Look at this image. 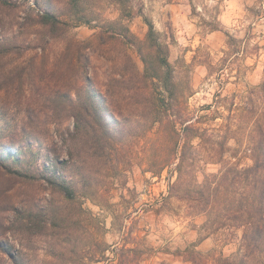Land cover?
<instances>
[{"label":"rangeland","instance_id":"374dc122","mask_svg":"<svg viewBox=\"0 0 264 264\" xmlns=\"http://www.w3.org/2000/svg\"><path fill=\"white\" fill-rule=\"evenodd\" d=\"M9 2L0 25L10 30L29 8L76 9L70 0ZM76 7L92 22L39 54L1 62L11 72L0 82L5 93L20 88L15 78L22 82L3 101L0 153H20L35 178L0 173V264H195L192 255L199 264H264V253L242 247L243 227L217 222L228 215L223 202L206 207L187 195L227 163L254 164L253 120L242 108L264 80V0H80ZM139 47L155 66L169 61L173 94L141 79ZM80 98L99 109L102 125L90 119L72 140L69 108ZM183 150L193 166L173 189L179 161L161 162ZM72 154L81 167L70 165ZM49 176L60 182L49 184ZM65 178L74 179L73 198L60 186Z\"/></svg>","mask_w":264,"mask_h":264},{"label":"trees","instance_id":"16d2710c","mask_svg":"<svg viewBox=\"0 0 264 264\" xmlns=\"http://www.w3.org/2000/svg\"><path fill=\"white\" fill-rule=\"evenodd\" d=\"M80 0H70V3L74 6L75 11L60 14L51 10L43 12H36L34 8L26 10V17L24 21H17L16 28L5 27L0 25V82L11 75V72L6 73V64H1L5 59L16 57L21 60L28 52L39 54V50L45 51L52 39L57 37H64L68 31L81 23L92 22L91 17L88 14L82 13L76 6ZM123 0H120V2ZM125 1V0H124ZM76 5V6H75ZM12 8V4L9 0H0V12L5 9ZM155 35V29L153 25H150L148 39L152 40ZM142 54V59L146 64L144 73L141 75L147 84H162V87L166 89L170 94H173L175 87L178 85L174 79L173 70L169 61L165 58L163 63L159 66L153 65L152 57L147 53L143 47H139ZM154 55V53H150ZM18 67L15 71H18L22 66V63H18ZM141 74V72L139 73ZM20 81L15 78L14 83L21 88ZM5 90L0 86V113H3L5 106L3 101L10 94H18L21 89ZM90 90V89H88ZM4 94V96H3ZM88 100L78 99L71 101L69 108L70 116L75 122V132L70 133V138L76 140L80 135L84 134L85 128L90 125V119H94L102 125V115L99 109H94L88 104ZM246 106L242 109L247 116H250L253 120L252 131L250 135V144H253V148L250 150L253 152L254 164L247 167H239L236 163H227L224 166V170L219 174L209 175L206 178L204 184L200 185L196 190V196L192 197L190 193H187L189 197L196 201H200L202 204H212V208L217 203H224L228 215L219 217L218 221L221 226L229 225L232 227L244 228L243 244L250 254L264 253V80L257 89H251L245 101ZM57 111V110H56ZM55 112V111H54ZM163 122V118L159 120ZM174 121V120H173ZM109 124L103 123V128L108 131ZM193 130L191 124H187L184 131L187 133ZM110 138H107L109 140ZM1 141V139H0ZM1 150V149H0ZM19 155V157H18ZM9 156L14 158V161L9 160ZM190 157L186 151H182L172 157H164L161 167H166L170 164H177L178 179L173 185L175 189L178 185H181L183 181V169L185 166H193L189 163ZM22 161L20 153H15L13 149L7 151V153H0V173L14 177L16 179H34L35 176L19 164ZM83 161L76 159L71 155L70 165L76 168L81 167ZM158 172H161L160 170ZM47 182L51 185L56 184L55 177L49 176L46 178ZM60 183L62 190L66 192L69 198H73L75 195L73 182L65 178ZM198 256L192 255L191 260L195 264L198 263Z\"/></svg>","mask_w":264,"mask_h":264}]
</instances>
